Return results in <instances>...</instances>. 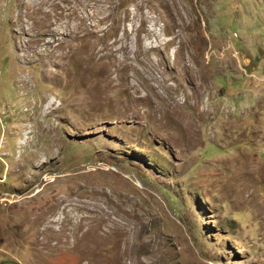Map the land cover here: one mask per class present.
<instances>
[{"label":"rangeland","instance_id":"1","mask_svg":"<svg viewBox=\"0 0 264 264\" xmlns=\"http://www.w3.org/2000/svg\"><path fill=\"white\" fill-rule=\"evenodd\" d=\"M264 264V0H0V264Z\"/></svg>","mask_w":264,"mask_h":264},{"label":"water","instance_id":"2","mask_svg":"<svg viewBox=\"0 0 264 264\" xmlns=\"http://www.w3.org/2000/svg\"><path fill=\"white\" fill-rule=\"evenodd\" d=\"M3 264H17V263H8V262H6V263H3Z\"/></svg>","mask_w":264,"mask_h":264}]
</instances>
